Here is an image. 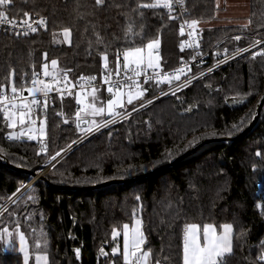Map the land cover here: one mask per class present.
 I'll use <instances>...</instances> for the list:
<instances>
[{"label":"trees","instance_id":"1","mask_svg":"<svg viewBox=\"0 0 264 264\" xmlns=\"http://www.w3.org/2000/svg\"><path fill=\"white\" fill-rule=\"evenodd\" d=\"M138 2L154 0H105L102 6L95 0H14L8 17L23 19L27 12L45 18L47 27L24 36L0 33V85L29 81L52 60L72 78L96 76L101 81L104 55L113 70L116 55L156 38L161 68L176 66L186 55L180 50L175 19L162 8L134 11ZM185 8L190 19L203 24L215 20L214 0H185ZM245 24L198 29L201 48L212 56L251 42L237 41L236 35H264V0H248ZM65 28L71 30L70 44L64 41ZM168 85L146 84L142 100ZM263 95L264 56L225 65L73 147L44 173V180L28 186L1 211L0 230L24 234L28 264L41 254L47 255L48 264H122V227L138 218L150 264H182L186 225L232 224L233 251L225 254L224 264H264V202L257 197L259 185L264 187V104L252 129L229 140L249 126ZM231 99L245 101L234 109L227 104ZM76 107L73 99H54L42 139L8 141L9 129L0 119V208L29 179L8 165L37 172L82 135L69 123ZM207 139L222 141L126 182L171 163ZM109 182L114 183L79 190ZM114 230L120 233L115 239ZM113 248L119 249L116 255ZM0 264H24V258L0 246Z\"/></svg>","mask_w":264,"mask_h":264},{"label":"snow or ice","instance_id":"2","mask_svg":"<svg viewBox=\"0 0 264 264\" xmlns=\"http://www.w3.org/2000/svg\"><path fill=\"white\" fill-rule=\"evenodd\" d=\"M14 0H0V24H9L13 27L19 24L20 26L26 27L27 31H24L23 35H28L29 32L35 33L38 28L33 26L39 25L46 29L47 21L45 18L41 17L38 20H32L29 13H24V18L15 21L10 19L6 10L13 4ZM105 0H95L96 5L102 6ZM174 4L184 5V0H154V2L147 3H137L136 9L134 11H139V9H157L162 8L168 10L169 13L172 12ZM143 15V13H139ZM170 19H175V17L169 15ZM251 23V20L248 22ZM199 21L192 20L190 22L185 21L184 25L180 26V35H185V25L187 28L191 29L188 32V36L192 37L196 32ZM248 25L245 24L246 28ZM128 32H132L131 26L128 28ZM18 35L20 33H17ZM64 41L71 43V30L68 28L63 29ZM235 40H240V36L234 37ZM261 43L260 40H256L251 46L256 47ZM188 47H192V44H188ZM199 47V44H195ZM160 47L159 38L150 40L146 45L139 47H129L125 49L122 53L123 63L121 64V54L117 55L116 67L114 70H110L108 66L107 55L103 56V67L105 74L103 75L102 82L107 85V92L110 94L109 98L105 101L97 95L99 89L97 87L91 86L97 77H80L78 86L81 91L75 93L76 103L80 107L76 111V121L77 128L83 133H91L93 131H98L101 126L106 127L109 123H114L116 117H121L126 119V112L117 111V109H125L126 105L133 104L134 101L141 99L147 89L141 86L139 77L144 76V83L148 81H154L157 85L161 83H167L171 85L173 81H180L181 75H186V70L191 69L184 65L172 73L163 72L160 63V56L158 49ZM181 50L184 49L185 44L180 45ZM250 48L237 49V54H241L246 51H250ZM227 51V50H225ZM253 59L256 56H264V49L254 52L252 54ZM47 58V54H45ZM58 62L56 60L51 61L52 68L57 67ZM48 64L43 65V76L52 77L51 81L44 79H39V74L34 73V79L31 80L30 87L17 88L15 81L11 84V96L7 95V89L0 87V112H3L4 119L8 121L9 128H16L19 124L20 126L25 125V123L36 124V119H33L34 108H42L45 112L48 107L49 94L52 91H56L60 94V98L63 99L65 93L67 95H73L72 88L77 87V84L68 80L67 72L65 71L62 78L58 79L52 72L48 70ZM151 70V74H149ZM211 71V69H209ZM14 76V72L10 74ZM115 77V78H114ZM189 80L183 82V84L177 86V90L180 87L185 86L189 83ZM63 83V88L60 85ZM86 85L91 88L90 91L86 89ZM27 91L31 99L24 97L23 93ZM37 94L43 96V100L37 99ZM166 94V93H165ZM175 94V91H173ZM90 98V99H89ZM151 101H149L150 103ZM82 113L87 116H102L105 113L111 120H105L102 123H98L95 119L85 120L83 119ZM58 115H63V113H58ZM88 125L86 128L80 127V122ZM68 121L65 119L64 123ZM46 117L40 121L39 132L41 136L45 133ZM236 127V126H234ZM33 128L29 127L28 132L32 133ZM24 133L21 132L17 134H10L9 139H19ZM34 135H29L28 139H35ZM42 151L45 148L42 146ZM57 156L60 153H56ZM259 155V153H257ZM56 157H52L55 159ZM33 200L34 197H29ZM137 200L140 198L137 196ZM135 215V213L133 214ZM18 227V226H17ZM220 231L217 230V226L212 224H206L202 227L197 224H188L183 230L182 239V264H224L223 257L225 254H231L233 251V225L223 224L219 226ZM4 233H8V229H4ZM120 233L116 230L113 231V238L115 239ZM241 236L244 233L240 234ZM21 247L20 251L24 253V264H28L29 256L25 249V236L20 233ZM146 243V237L142 230V220H135V227H130L128 224L123 225V264H147L148 258L150 256V251L144 250L143 245ZM36 248H40V244H36ZM118 248H113L112 253L116 255L118 253ZM102 254L103 251H102ZM76 255L79 256V249L76 250ZM264 260V255L261 256ZM36 264H48L47 255H37L35 257ZM159 264V261L156 262Z\"/></svg>","mask_w":264,"mask_h":264},{"label":"built area","instance_id":"3","mask_svg":"<svg viewBox=\"0 0 264 264\" xmlns=\"http://www.w3.org/2000/svg\"><path fill=\"white\" fill-rule=\"evenodd\" d=\"M166 12L168 14L172 15L173 17H175L176 31L179 34L180 38H181V44L182 43L185 44L184 49L181 50V47H180V50L186 56L181 58L176 66L168 68V69H162V70H163V72L172 73L174 70H176V69H178V68H180V67H182L184 65H187L191 70L190 71L186 70V75H181L180 81H173V83L171 85H168L166 88L160 90L158 93H156L154 95H151L148 98L143 99L142 101H140L135 106L130 107V108L122 111V112H126V113L129 114V115H127V118L130 115H132L133 113H135V112H137V111H139V110H141L143 108H146V107L150 106L151 104L161 100L162 98H164L166 96H169V95H172L173 91H175V93H176V92L188 87L189 85H191L192 83L196 82L197 80L202 79L205 76L212 74L216 70L224 67L225 65H227V64H229V63H231V62H233V61H235V60H237V59H239L241 57H246L247 59H253L252 54L254 52L260 51L264 47V35H259L257 33H255V34H239V35H236V36H240L241 38L250 39L251 42L246 44V45H243V46L235 45L231 52H228L227 49H224L223 51H220V52L214 51L212 53V56H211L209 54V52L203 51V49L201 48V46H202L201 45L202 44V37H201V33L198 30V28L196 29V32L194 33V35L192 37H189L188 36V32H190L191 29L187 28V26L185 25V35H183V36L180 35V26L184 25L185 21H188V22L192 21V19H190L188 17V15H187V11H186V8H185V0H184V5L183 6H181L179 4H174L172 12L169 13L168 10H166ZM31 18H32V20H38L39 19V18H36V17H31ZM10 19H13L15 21L21 20V19H14V18H10ZM33 26L37 27L38 31H40L41 29H44L43 27H40L39 25H35L34 24ZM24 31H27V28L23 27V26H20L19 24H17V26H15V27H13V26H11L9 24H0V33H10V34H13L15 36H24L22 34ZM17 33H20V34L18 35ZM29 34H33V33L29 32ZM256 40H260L261 43L259 45H257L256 47L250 48V46ZM196 43L199 44V47L195 46ZM188 44H192L193 46L192 47H188L187 46ZM244 48H250V51H246V52H243L241 54H237V49H244ZM225 50H227V51H225ZM214 57L216 58V60L214 62H212V63H209L208 60L210 58H214ZM116 58H117V55L115 56V61H116ZM121 60H122V55H121ZM195 67H196V70H195ZM109 69L112 70L110 67H109ZM209 69H211V71H209ZM48 70L50 72H52L58 79H61L63 74H64V72H61V71H59L56 68L55 69L51 68V69H48ZM37 74H39V79H44V80H47V81H51L52 80V77H44L43 76V69L39 70L37 72ZM104 74H105V70L103 68V75ZM149 74H151V70H149ZM67 77H68L69 81L73 82L74 84H77V87H73L71 89L72 92H73V95H67L65 93L63 98L73 99L75 101V103H76L75 93L81 91V89L78 86V83L80 82L79 81L80 77L72 78V77L69 76V74H67ZM83 77H89V76H83ZM34 78L35 77L33 76L32 79H34ZM138 79H139V81L141 83V86L143 88L148 83H155L154 81H151V80L148 81L147 83H144V80H145L144 76H141ZM31 80H29V81L22 80L19 83L15 82V85H16L17 88L30 87L31 86V83H30ZM186 80H189L190 82L187 83L185 86L180 87L179 90H177V86L183 84V82L186 81ZM11 84H12V80L9 81L8 84H6V85H2V86L0 85V87H4L5 89H7L6 94L9 95V96L12 95L11 91H10ZM91 86L97 87L99 90L102 89V90H104L106 92V94H109L107 92V85L103 84L102 80L101 81L95 80L94 82H92ZM60 87L63 88V83L60 85ZM86 89L88 91L91 90V88L89 86H87V85H86ZM23 95H24V97H27L29 100L31 99V96H29V93L27 91H24ZM56 98L57 99H61L60 98V94L57 93L56 91H52L49 94L48 107H47L46 112L42 108H34L33 119H36V121H37L36 124L33 125V124H30V123H27V122L23 126H20L18 124V126L20 128V133L21 132L24 133V135L21 136L19 139L28 140V136L35 133V132L29 133L28 132V128L31 127L35 131V127H37L40 124V121L45 119V117H46V115L48 113L49 104ZM37 99L43 100V96L40 95V94H37ZM149 101H151V102L149 103ZM76 106L77 107H76L75 111L73 112V118L76 117L75 116L76 111L80 107L79 105H77V103H76ZM58 113L59 112H55V115L59 116ZM0 119L5 123V126L8 125V121H6L4 119L3 112H0ZM111 119H112V117L108 118L106 120H111ZM123 120H124V118L116 117L114 123H109L106 127L101 126L98 131H93L91 133H83L70 147H68L64 152H62L55 159H57V161H58L65 154H67L70 150H72L73 147H75V146L81 144L82 142L86 141L87 139L93 137L94 135L98 134L102 130H104V129L110 127V126H113V125H115V124H117V123H119V122H121ZM8 129H9V131L13 130V128L11 129L9 127H8ZM6 138H7L8 141L15 140V139H9V134L6 136ZM31 140H34V139H31ZM259 186H260V188H259V191L257 193V197H258L259 200L264 202V187H263V185H259ZM9 202H7L2 208H0V213L6 206H8V204H10Z\"/></svg>","mask_w":264,"mask_h":264},{"label":"rangeland","instance_id":"4","mask_svg":"<svg viewBox=\"0 0 264 264\" xmlns=\"http://www.w3.org/2000/svg\"><path fill=\"white\" fill-rule=\"evenodd\" d=\"M216 2L218 4V7L220 8V11H219L220 17L230 19L229 20L230 24H228V25H244L246 23L245 17L248 14V0H216ZM158 51H159V49H158ZM122 63H123V59L121 60V64ZM115 67H116V63H115ZM50 68H52L51 64H49L48 69H50ZM97 95L101 98V100L106 102L107 98H104L105 96H103L101 93H98ZM142 98L134 101L133 104H131V105H126L125 109H117V111H124L130 107L135 106L136 104H138L142 100ZM82 116L89 119V120L95 119L98 123H102L107 117L111 118L107 115V113H105L102 116H95V117L87 116V115H84L82 113ZM69 123H71L72 125H76L77 124L76 117H74L71 121H69ZM39 127H40V124L37 127H35V131H33L35 133L32 135H34L36 137L35 139H42L45 137V133L43 136H41V134L39 132ZM45 129H46V126H45ZM77 130L79 131L80 134H83V132H81L79 129H77ZM19 133H20V128L18 125L16 128H13L12 131H9V135L10 134H17L18 135ZM28 140H31V139H28ZM22 189H20L17 192V194H15V196H13L10 199L11 201L9 200L10 202L9 201L8 202L9 203L14 202L21 195V193H23V191L25 190L24 189L23 191H21ZM136 219H138V218H134L132 223L129 224L130 227H135V220ZM121 236H122V244H121V249L119 252H120V257H121V263L123 264V257L121 254L122 250H123V227H122V231H121ZM0 246H1L3 251H5L7 253H20L23 255V258H24V253L20 251L21 242H20V233L18 232V230H16V229L8 230V233H4V229L0 230ZM24 247L26 250H28L26 240H25ZM143 247H144V245H143ZM36 256H34V258H33V260H34L33 264H36V260H35ZM41 264H43V261H41ZM147 264H150L149 258H148Z\"/></svg>","mask_w":264,"mask_h":264},{"label":"water","instance_id":"5","mask_svg":"<svg viewBox=\"0 0 264 264\" xmlns=\"http://www.w3.org/2000/svg\"><path fill=\"white\" fill-rule=\"evenodd\" d=\"M245 100L244 99H231V100H228L227 104L231 107V108H238ZM264 104V95L262 96V98L260 99L258 105H257V108H256V113H255V116L253 118V120L251 121V123L249 124V126L244 130L242 131L237 137L235 138H232V139H229L230 141H236L238 139H240L241 137H243L247 132H249L252 127L254 126V124L256 123V121L258 120L259 118V115H260V111H261V108ZM85 120H89L87 118H83ZM88 125L83 123L82 121L80 122V127L81 128H86ZM214 141H222L221 139H207V140H204L202 142H200L197 146H195L194 148H192L191 150H189L188 152L184 153L183 155H181L180 157H178L177 159H175L174 161H172L171 163L161 167V168H158V169H155L153 171H151L150 173L144 175V176H140L138 178H134V179H131V180H128L126 182H131V181H134L136 179H139V178H143L145 176H149L151 174H155L157 173L159 170L161 169H164L168 166H171V165H174L176 162H178L179 160L183 159L184 157L194 153L199 147L203 146V145H206L208 143H211V142H214ZM57 161V159L53 160L49 165H47L45 168L37 171V172H30V171H27V170H23V169H20V168H15V167H12L10 165H8L9 168L13 169V170H17L21 173H25L29 176V179H28V183L27 185L21 190L23 191L24 189H26L28 186L32 185L35 181L37 180H44V173ZM5 162V161H4ZM35 178H37L36 180H34ZM114 182H109V183H103V184H100V185H97V186H94V187H89V188H81L79 190H93L95 188H98V187H102V186H106V185H109V184H113ZM20 191V192H21ZM19 192V193H20ZM102 251L104 254H102ZM100 253L107 257L108 254L104 251V249H100ZM110 264H114L113 261H110Z\"/></svg>","mask_w":264,"mask_h":264},{"label":"crops","instance_id":"6","mask_svg":"<svg viewBox=\"0 0 264 264\" xmlns=\"http://www.w3.org/2000/svg\"><path fill=\"white\" fill-rule=\"evenodd\" d=\"M214 2H215L216 9H217L216 14H215V20L213 22L207 23V24H203V23H200L199 22L198 27H197L198 29H201L202 27L208 26V25H211V26H230V25H228V24H230L229 23V20L230 19L220 17V15H219L220 8L218 7V4H217L216 0H214ZM246 17H245V19H246ZM192 20H194V19H192ZM98 93H101L103 96L106 95V98L107 99L109 98V94H106V92L104 90H102V89L99 90ZM83 118H85V117H83ZM217 230L220 231L221 229L220 228H217Z\"/></svg>","mask_w":264,"mask_h":264},{"label":"bare ground","instance_id":"7","mask_svg":"<svg viewBox=\"0 0 264 264\" xmlns=\"http://www.w3.org/2000/svg\"><path fill=\"white\" fill-rule=\"evenodd\" d=\"M37 178H35L34 180H36Z\"/></svg>","mask_w":264,"mask_h":264}]
</instances>
